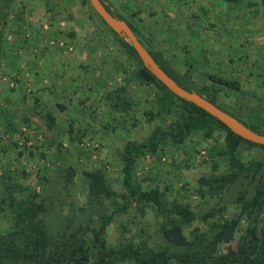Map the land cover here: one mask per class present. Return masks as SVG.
<instances>
[{"label": "rangeland", "instance_id": "374dc122", "mask_svg": "<svg viewBox=\"0 0 264 264\" xmlns=\"http://www.w3.org/2000/svg\"><path fill=\"white\" fill-rule=\"evenodd\" d=\"M110 1L195 89L264 129V0ZM122 38L86 0H0V232L18 233L20 210L43 202L49 234L87 224L86 237L97 230L114 251L113 264H135L152 253L159 262L183 264L180 254L206 247L224 222L238 218L240 195L255 199L264 148L242 141L230 154L226 130L212 122L180 141L158 133L152 148V130L174 128L181 102L141 79ZM217 76L237 81L241 90ZM127 141L146 144L132 151L128 185ZM233 158L245 168L217 187V178L238 170ZM96 171L104 178L99 194L88 174ZM149 189L159 204L141 196ZM175 202L189 205L194 217L174 213ZM247 221L241 215L216 251L236 248ZM176 222L190 239L201 235L202 244L167 240L160 229Z\"/></svg>", "mask_w": 264, "mask_h": 264}, {"label": "trees", "instance_id": "16d2710c", "mask_svg": "<svg viewBox=\"0 0 264 264\" xmlns=\"http://www.w3.org/2000/svg\"><path fill=\"white\" fill-rule=\"evenodd\" d=\"M86 1L89 2V0ZM104 1L110 11L119 17H123L116 11L110 0ZM99 17L112 31H114L100 15ZM128 23L133 30H136V27L131 22L128 21ZM120 43L123 48L139 62L140 76L142 80L158 83L181 102V117L179 121L173 123L175 124L174 128L171 127L169 130H165L160 126H156L152 130L149 142V145L152 148H154L153 146L156 144L155 138L158 133L167 134L172 132L175 140L180 141L187 133L191 132L195 128H198L204 122H212L226 130V151L230 154L237 149L242 141L249 144L259 145L264 148V144L246 139L238 133L232 131L226 124L201 106L176 95L146 68L135 48L126 38H122ZM149 51L152 53L157 62L172 77H174L177 82L188 89H195L167 60L161 58L151 49H149ZM214 80L228 88L241 90L239 83L233 79L217 76L214 77ZM195 90L217 103L220 107L236 115L251 128L264 132V129H261V126L258 123H251L243 119L238 114L232 112L217 102L213 95L206 94L199 89ZM140 146H146V144H137L133 141H127L125 144V164L122 169L124 172V183L127 185L130 181L131 166L134 162L132 151ZM261 164L262 162L257 163L255 165V169L260 168ZM232 166L234 168L237 167L238 170L222 174L219 178H217L219 181L217 187H222L227 181H233L236 176H238L237 174L239 173V170L245 168L239 158H233V160H231V167ZM88 174L91 176V190L95 194H99L101 190L99 184L103 185V174L98 171L89 172ZM255 190L256 194L255 199L253 200H247L243 194L239 196V200L243 201L238 218L224 222L221 230L217 231L209 239V245H206V247L203 248L198 247L195 251L193 250L185 254H180L178 260L183 264H264V178H260L258 180V185ZM141 196L145 200H152L156 204L160 203L156 190H146L141 193ZM43 204V202L33 201L30 205L20 210L17 222V225L19 226L16 227L19 228L18 233H16L15 230L7 233L0 232V264H113L112 255L114 251L108 247L107 243L99 236V232L95 229H92V236L88 239L86 237V232L90 229V226L87 224L84 225L81 223L70 232H68L66 228H62L57 231L54 236L49 234L44 221V216L40 214L41 210H44ZM172 208L174 213L187 221H190L194 217V211L189 207V205L183 202H175ZM260 214H262L261 217ZM241 215H245L248 221L246 228L239 237L236 248L229 247L226 252L216 251L215 243L220 240L228 241L232 238ZM111 217L112 214L105 217L99 228L100 230L104 229L105 224L109 222ZM260 220H262L263 225H261ZM160 231L167 240L177 245L190 248L195 242L200 241L198 246L202 244V240H196L202 239L201 235L195 234L193 238L190 239L184 234L182 226L178 222L172 224L171 226H162ZM97 242H99V245H94V243ZM123 255L131 258V252L128 251V249L123 251ZM135 259V264H167V260L165 258H162V261L159 262L158 257L154 253L146 255L140 259Z\"/></svg>", "mask_w": 264, "mask_h": 264}, {"label": "water", "instance_id": "95a60500", "mask_svg": "<svg viewBox=\"0 0 264 264\" xmlns=\"http://www.w3.org/2000/svg\"><path fill=\"white\" fill-rule=\"evenodd\" d=\"M94 10L103 18V20L116 32L124 35L126 39L133 45L138 53L142 63L151 71L166 87H168L176 95L194 102L206 111L217 117L226 124L232 131L238 133L242 137L251 141L264 144V132L257 131L236 115L228 110L220 107L205 95L199 93L195 89H188L176 81L153 57L147 46L141 41L135 31L132 29L127 20L117 16L110 11L104 0H89Z\"/></svg>", "mask_w": 264, "mask_h": 264}, {"label": "flooded vegetation", "instance_id": "af4514ba", "mask_svg": "<svg viewBox=\"0 0 264 264\" xmlns=\"http://www.w3.org/2000/svg\"><path fill=\"white\" fill-rule=\"evenodd\" d=\"M127 20V22L129 21L128 19H126ZM130 22V21H129ZM132 23V22H131ZM133 24V23H132ZM134 25V24H133ZM135 26V25H134ZM135 31V33L138 35V33H137V31L136 30H134ZM138 37L140 38V36L138 35ZM141 39V38H140ZM141 41H142V39H141ZM143 42V41H142ZM144 43V42H143ZM145 44V43H144ZM145 46H146V44H145Z\"/></svg>", "mask_w": 264, "mask_h": 264}]
</instances>
